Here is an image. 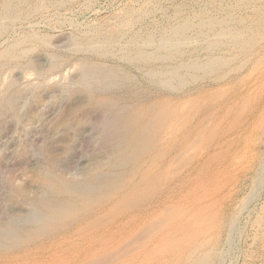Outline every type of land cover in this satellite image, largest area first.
Masks as SVG:
<instances>
[{"label":"bare ground","instance_id":"bare-ground-1","mask_svg":"<svg viewBox=\"0 0 264 264\" xmlns=\"http://www.w3.org/2000/svg\"><path fill=\"white\" fill-rule=\"evenodd\" d=\"M57 1L0 0V36L10 23ZM233 1L236 8H250V23L242 25L240 17L236 20L241 25L233 26L235 20L230 9L224 10L226 13L222 17L208 15L206 10L198 11L197 25L204 31H195L196 35L190 33L194 24L190 22L191 17L190 20L180 18L164 27L158 35L151 30L143 35L132 32L125 44L128 48L122 47L120 51L132 63L171 61L186 47L194 48L200 41L210 51L222 44L247 51L255 42L252 36L264 34V5L252 7L253 0ZM26 2L30 4L29 9L23 8ZM114 27L110 32L107 30V35L100 31L85 39L71 37L67 45L75 52L113 54L112 48L117 43ZM38 39L42 46H48L51 40L43 35ZM35 43L22 47L21 42L14 40L1 51L0 67L25 64L33 69L34 78L44 79L47 72L59 66L60 60L50 54L47 66L37 65L30 57L37 48L38 43ZM253 51L249 56L254 54ZM196 57H189L172 68L147 69V74L166 87L165 90L178 89L176 87L187 79H196L200 76L198 73L214 70L227 60L218 55H210L204 61ZM20 59L25 62L20 63ZM13 60L17 61L11 64ZM242 68L240 66L237 70ZM130 80V75L119 65L83 59L74 77L76 87L70 89L66 85L64 89L70 91L76 103L69 111H63L58 120L51 122L41 119L33 110L47 106L40 94L50 95L52 90L44 87L43 82L31 86L30 81L28 85L34 93L29 103H24L23 92L19 87L15 88L14 80L7 81L0 97V130L4 125L3 115L7 112L15 121L27 119L30 124L39 125L42 142L53 148L42 147L35 151L41 152L46 160L30 172L32 179L29 183H12L8 188L6 184L7 194L0 203V264H216L221 251L218 246L223 233L221 228L225 226L232 230L234 220L233 217L220 216L222 202L228 197L225 194L230 192L226 169L215 172L209 169V165L225 164L229 151L238 145L233 140L236 131L240 130L238 126L241 127L252 115L253 107L250 105L252 111L245 108L251 97L240 95L241 101L235 105H221L223 111L204 113L202 109L210 105L211 100L199 101L191 97L193 99L185 101L166 92V95L160 93L161 96L150 98L137 96L135 92L114 95L115 89H127ZM23 105L27 111L22 114L20 108L23 109ZM183 105L189 106L190 113L181 111ZM92 113L96 114V119L90 123L88 117ZM198 113L202 115L196 117ZM89 123L97 132V149L80 175L68 174L62 160L74 154V136L78 134V128L90 126ZM60 152L65 158L58 154ZM20 153L14 160L21 161L30 156L25 149ZM206 154L209 158L202 160ZM253 156L254 173H257L261 158L260 155ZM225 188L228 189L223 193Z\"/></svg>","mask_w":264,"mask_h":264},{"label":"rangeland","instance_id":"rangeland-1","mask_svg":"<svg viewBox=\"0 0 264 264\" xmlns=\"http://www.w3.org/2000/svg\"><path fill=\"white\" fill-rule=\"evenodd\" d=\"M61 1L62 0H58L57 2L54 3H47L45 6L42 7L41 10L40 9L37 11L35 10L34 12L30 11V13L27 14V16L20 17L14 23L12 24L10 23L11 25L9 24V27H7L5 33H3L0 36V53L3 49H5L12 42H14V40L21 42L22 47H26L31 43H35V42H36L35 44L37 43L39 44L38 38L41 37L42 35L50 37L51 40L48 46H42L40 44L39 45L37 44V48L34 50V52L32 51L30 53V57H32L33 60H35L34 61L35 63L37 62L36 63L37 65H39L40 63V65L47 66V62L49 61L50 57L55 55L60 60L59 66L56 69L47 72L45 74L46 76L44 75V79L43 77L42 79L34 78L35 73L33 75L32 72L33 69L31 70L29 66H26L25 64H23V66H15L13 68L12 67L10 68L9 65H5V67H0V97L2 91L5 88V84L10 78H12L15 83L14 84L15 88L19 87L18 89H20L23 92L22 102L25 103L26 101V103H29L28 100H30L34 92L30 88V85H28V82L30 84L31 81V86L36 83L41 84L43 82L42 85L44 84V87H46L47 89L49 88L50 90H52V92L50 95L44 94V92H42V94H40V97L42 100H45L47 102V106L39 109H35L33 111H35L36 114H38L39 117H41V119H45L48 121L50 120V122L58 120V117L63 111H69L72 105L76 103L75 102L76 100H73L70 91H65L64 89L66 85L70 86V89L76 87V84L74 82V77L76 75V71L80 65V62L83 59H87L89 61L93 60V62H105V64L108 65H116V66L119 65L124 69V71H126L130 75L131 80L128 82V88L115 89L113 93L116 96L130 95L131 92H135L137 96L150 98L152 96H158V95L161 96L160 93H162V95H166L167 93L170 94V96L173 98L184 99L185 101L189 100V98L190 99L197 98L199 101L203 99H204L203 101L211 100L210 101L211 106L208 104L209 106L208 105L205 106V109L207 108L206 110L204 108L202 109L204 113H208L210 110L223 111L221 109L222 107L230 106L231 104L235 105L237 101L238 102L241 101V97H246L242 95L244 94L250 95L251 98L248 102L249 107L246 105L245 108L248 111L249 110L252 111L251 107H253V112L252 115H249V119L246 121V123L242 124L241 127L238 126L240 130L236 131L237 135L233 140L238 145H236L229 151V153L225 157V164L224 162H219L218 164L213 163L214 166L212 164L209 165L211 166L209 167V169L211 168L210 170L215 172L226 169L225 171L227 172V177H229L231 180V181L227 180L228 178L226 177L227 180L226 182L230 183L228 188H230L229 191L231 193L229 192V194L231 196L229 194L228 195L225 194V197L228 196L230 199L227 197L222 202L220 216L222 217L227 216L228 218L233 217L234 220V224H233L234 226L232 227V230H228L225 226L224 228L223 227L221 228V232L223 231V233L220 232L222 235L220 237L221 240L218 242V246L221 251L219 253L216 264H264V223H263L264 222V34L258 36L254 35V37L252 36L253 40L255 39L254 40L255 42L247 51L237 50L231 46L228 47V45L224 46L223 44L218 46L219 50L217 47L214 50L210 51L209 49L206 48V46H204L205 43L200 41L197 44L198 47L197 45L194 46V48L192 46L186 47L183 53L181 52L178 56L174 57V60L172 58L171 61H166V62H162L158 60L149 63H135V62L132 63V62H128L123 56V52H121L122 47L128 48L127 46H125V44L127 45L129 41V36L132 34V32L133 33L137 32L138 34L143 35L145 32L151 30L150 32L154 31L153 32L154 35H158L162 29L164 30V27L166 28L174 24L175 21L177 22L182 18H187L188 20H190L191 17L190 22L194 23L192 24L194 27L192 26L189 32L196 35V33L204 31V29H200L197 25V18L195 17L198 11L201 12L206 10L205 12L208 15L211 16L218 15L219 17H222L223 15H225L226 13L225 11L230 9L233 13L232 16L234 17L235 20L232 21V25L240 26L241 23L239 24L236 18L239 19L241 17L240 20H242V25L250 23L251 21L250 19L251 10H249L250 8L246 9L247 7L245 6L236 8L233 0H210V1L209 0H66V1L63 0L62 2ZM48 4H52V5H48ZM23 5H24L23 8L26 9H29L30 7V4L27 2L24 3ZM253 5L254 6L264 5V2L262 3L261 0H253L252 7H254ZM225 6H227V8ZM202 8L203 10H200ZM221 10L223 13L220 12ZM245 11L246 12L248 11L250 13L248 14V12L246 13ZM131 16H133L134 19H132ZM111 26H113L117 30L116 32L117 43H115L112 48L113 54L110 55L107 54L105 56L98 54L96 52L95 54L94 52H90V51L75 52L71 49L69 45H67L69 44L68 41L70 40V38L74 36L78 37L79 39H85L90 36H93L92 33L96 35L95 33H99L100 31L101 32L103 31L102 32L103 34L106 33L109 34L111 29L113 28ZM107 30H109V32ZM28 34H30V36ZM256 43H259L260 45ZM251 48L254 50L252 52L254 54L252 56H249L250 54L249 52L252 50ZM210 55H218L219 57L222 56L225 58V60L226 59L227 60L226 62H223V64L220 65V67L218 66V68H215L214 70L208 71L207 73L204 72H200L201 74L198 73V75L200 76H198V78L196 79H187L188 80L186 81L187 83L185 82L181 86L176 87L178 89L174 88L170 90L168 89L169 91L165 90L167 89L166 87L164 88V86L162 85L160 86V83L157 80L152 79L147 74V71L149 69L161 70V69L172 68L179 65L181 61L183 60L186 61L189 60L190 58H195L196 56H197L196 59L200 61H204ZM15 61L17 60H13L11 64H14ZM19 61L20 63L25 62L24 59H20ZM240 66H243V68L239 71L237 69ZM49 74L51 75L49 76ZM221 74L225 76L218 80L217 78L221 77L222 76ZM115 91L118 93H116ZM125 92L126 94H124ZM201 92L203 95H201ZM253 94L255 95L253 96ZM221 95H223V97ZM204 96L206 99L204 98ZM48 98L51 100H49ZM217 99L221 101H218ZM252 102L255 103L252 104ZM182 107L184 109L182 108L181 111L184 112L189 111L188 105L186 106L183 105ZM22 108L23 109L20 108V111L23 114L25 111H27V107L23 105ZM236 108L237 107H235V110ZM201 113H198L196 117L204 114ZM191 115L192 114H190V116ZM11 117L12 116H10L7 112L3 115L2 125L3 124L4 125L1 126V130H0V203L4 201L3 199L7 194V188L9 185L11 186L12 183L13 185L15 184L18 185L19 183L21 185L29 183L30 179H32L30 178V172L33 171V169L39 163L42 162L44 163V160L46 159H43L42 153L35 151H37L38 148H42V147L53 148L52 145L50 144L45 145L47 143L42 142L43 141L41 139L42 128L39 127V125L38 126L32 125L27 119L21 121H15L14 119H12L13 117L12 118ZM88 118L90 119L89 120L90 123L94 122L96 119V114L95 113L89 114ZM91 127H92L91 124L90 126L87 124V126H83V127L81 126L80 128H78L79 131L77 132L78 134L74 136L75 140L73 143L75 146V152L72 156H67V159H65V161L64 159L62 160L63 161L62 164L66 166L64 167L66 173L68 174L73 173V175L76 176L80 175L81 169L83 168L84 165L88 164L91 154L94 153V149L96 151L97 149L96 145L99 144L98 142L99 139H97L98 136L96 130L95 129L92 130ZM47 139H49L48 136L46 137V142ZM256 139L259 143L256 141ZM24 149L28 151V154L30 153L29 154L30 156L26 158L27 160L26 159H22L21 161L14 160V158L17 157L19 153L22 152V150ZM61 153L62 152L58 154L61 157H64L65 154L64 153L61 154ZM253 155L255 156L260 155L261 158V167L263 170L260 167V170H257V173H254L256 168L253 166V161H252L254 158ZM208 158L209 155L206 154L203 156L202 160ZM247 165L248 166L250 165L251 167L250 166L249 167L252 168V169L249 168V171L251 170L250 172L248 171ZM241 166L244 167L241 169ZM244 168L247 171H245ZM6 184H7V188H6ZM228 188L223 189L222 192L224 193V191L225 190L227 191ZM236 188L237 190H235Z\"/></svg>","mask_w":264,"mask_h":264}]
</instances>
